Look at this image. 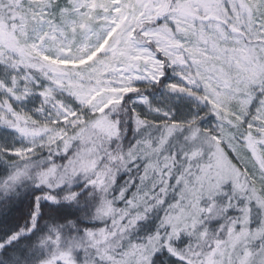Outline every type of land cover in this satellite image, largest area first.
<instances>
[{"label": "snow or ice", "instance_id": "snow-or-ice-1", "mask_svg": "<svg viewBox=\"0 0 264 264\" xmlns=\"http://www.w3.org/2000/svg\"><path fill=\"white\" fill-rule=\"evenodd\" d=\"M0 264H264V0H0Z\"/></svg>", "mask_w": 264, "mask_h": 264}]
</instances>
